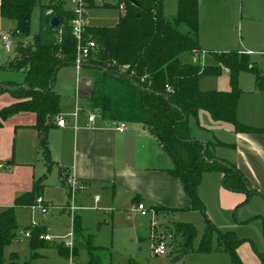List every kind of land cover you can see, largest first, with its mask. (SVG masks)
I'll use <instances>...</instances> for the list:
<instances>
[{
    "label": "trees",
    "instance_id": "16d2710c",
    "mask_svg": "<svg viewBox=\"0 0 264 264\" xmlns=\"http://www.w3.org/2000/svg\"><path fill=\"white\" fill-rule=\"evenodd\" d=\"M36 1L0 0V18L14 23L15 29L11 31L14 39L28 36ZM134 1L135 5H132L126 0L113 26H86L84 29L85 40L95 44L82 63L87 66L82 69L93 72L90 76L92 89L85 99L86 110L96 113L101 120L140 124L146 128L171 160L172 168L166 170L167 174L181 181L191 208L201 212L206 222L198 251L207 253L210 250L211 234L215 232L217 247L228 253L230 264H241L236 250L245 240L237 238L233 232L221 233L213 227L197 197V188L204 173H217L224 190L244 195L243 204L253 196L263 200L264 196L251 188L234 164L216 158L210 151L212 144L191 138L188 121L204 111L213 121L231 125L235 135L264 134V128L245 126L236 119L238 73H252L255 88L261 92H264V74L257 70L247 54L237 51L209 52L216 64L201 65L199 56L204 51L198 44V0H176V12L171 18L165 16L162 0ZM48 10L50 15H46ZM52 17L58 20L56 28L49 24ZM70 19L71 15L61 6L49 3L41 6L38 30L31 42L19 44L14 56L0 64V70L22 71L24 74L21 83L2 82L0 86L25 85V88L11 93L0 87V95L8 93L13 99L12 104L0 108V128L14 116L33 115L31 128L36 132L37 151L47 171L54 166L48 148V132L61 116L60 96L53 90L55 74L59 68L73 65L76 58V41L71 34ZM186 54H196L198 62H183L180 57ZM222 68L228 73L230 90L201 91L199 79L217 76ZM58 171L60 184L65 185L64 169ZM42 189L41 179L33 183L29 191L15 196L12 206L0 212V264H17L14 256L8 261L3 260L4 246L18 238L14 207L34 206L41 198ZM152 208L155 212L166 209L161 206ZM71 221V247H62V243L54 245L58 256L68 259L79 250H85V264H110V251L94 246L92 236L83 237L80 217L72 214ZM168 229L173 235L182 236L185 252L191 249L196 235L192 224L175 222ZM43 235L42 227L31 225L29 228L30 258L39 256L38 249L50 247L41 238ZM255 254L259 264H264V252L255 251ZM22 264L29 262L26 260Z\"/></svg>",
    "mask_w": 264,
    "mask_h": 264
},
{
    "label": "rangeland",
    "instance_id": "374dc122",
    "mask_svg": "<svg viewBox=\"0 0 264 264\" xmlns=\"http://www.w3.org/2000/svg\"><path fill=\"white\" fill-rule=\"evenodd\" d=\"M198 2L200 5L198 44L204 51L199 56L201 65L216 64L209 52L243 53L245 50H252L255 53L249 56V60L264 74V0H198ZM48 3L49 0L36 1L31 13L28 36L24 39L21 37L13 39L9 52L3 49L1 36H9V31L14 30L15 26L13 22L0 18V64H5L14 56L19 44L27 45L31 42L38 30L40 7L47 6ZM162 3L165 16L173 17L176 12V0H162ZM118 18L119 11L115 8H94L87 13L86 23L87 26L111 27ZM180 58L186 63L198 62V60L193 62L192 54ZM92 73L90 70L82 68L78 70L70 65L59 68L55 74L53 90L60 96V115L71 124L76 119L83 118L81 114H88L85 96L88 94ZM23 78L22 71L0 70V80L19 83ZM198 87L201 91H229L228 73L222 68L217 76H202ZM237 89L239 91L237 122L253 128H264V92L256 90L254 75L240 71ZM1 95L0 99H11L8 93ZM77 108L81 112L75 119L73 114ZM26 119V117L22 119L21 116L9 118L0 128V164L3 165V169H0V212L5 209L4 205L12 206L14 192L19 194L27 192L30 189H27V186H32L42 179L44 187L41 198L44 203L48 202L46 204L48 210L44 214L37 205L14 207L16 235L29 233L31 225H37L44 229V235L51 241L48 242L50 247L36 251L38 257L30 258V238L23 236L16 238L4 246V261L14 256L17 264H22L26 260L29 264H85L87 260L85 250H79L75 256L63 259L54 248L56 244H67L71 240L69 234L72 214L66 209L67 205H71L76 209L74 214L80 215L84 229L83 237L90 235L94 246L108 249L111 253L110 264H230L228 253L217 247L215 232L211 234L210 250L207 253L198 251L200 238L206 230V222L201 212L191 208L190 199L184 208L175 207L179 206L175 205L176 203L146 204V201H142L140 203L146 216L141 217L132 210L134 203L130 202V197H122L120 205L122 207L116 210L101 202H94V195L90 194L89 190H75L69 193L66 186L60 185L59 169L56 165L49 171L43 166L44 162L37 152L35 132L29 128H20L27 124L23 123ZM19 120H23L22 123ZM188 124L191 138L214 144L213 149L210 147L214 156H218L219 152L230 153L231 150L226 148L228 146L224 148L218 143L232 142L234 135L231 125L213 121L204 111H200L196 118L190 117ZM154 158L158 171L167 173L162 169L171 163L167 154L153 155ZM226 161L231 162L230 158ZM7 162L11 164L7 165ZM218 175L204 173L197 188V197L203 205L204 214L221 233L230 231L237 238L245 240L236 250L241 264H259L255 251L264 252V200L253 196L243 204L244 199L241 200L243 194L220 196L215 188L218 186ZM66 179L67 177H64V180ZM18 188L23 189L18 191ZM153 205L166 209L154 213L151 207ZM151 218L156 223L153 228ZM175 222L190 223L195 229L196 235L191 249L187 252L183 250L182 236L173 235L171 229L167 228ZM157 237L167 245L168 251L164 257L149 254L151 239Z\"/></svg>",
    "mask_w": 264,
    "mask_h": 264
},
{
    "label": "crops",
    "instance_id": "0c3cea01",
    "mask_svg": "<svg viewBox=\"0 0 264 264\" xmlns=\"http://www.w3.org/2000/svg\"><path fill=\"white\" fill-rule=\"evenodd\" d=\"M254 53L252 50L243 52L248 56ZM2 82L10 81L0 80V83ZM12 103V98L0 99L2 107ZM18 116H21L22 119L23 117L27 118L23 122L27 124H24V127L21 125L20 128H29L35 132L31 128L34 124L33 115L21 114L14 117ZM81 116L83 118L76 119V117L72 124L66 120L65 127L55 126L48 132L50 158L54 166L64 169L62 177H70L75 182L82 184L85 187L84 190H89L90 194L94 195V202H101L111 209H121V199L124 196L130 197V202L134 205H136L135 202L141 204L140 202L146 201V204L173 205L176 203L175 205L179 206L175 207L184 208L189 204V198L183 192L181 181L170 177L165 171H158L157 161L156 158L153 159V155L160 156L164 152L156 138L146 128L140 124L125 123L128 125L124 124V131L118 132L115 122L96 118L92 123H88L86 115L81 114ZM22 121L19 120L20 123ZM233 135L232 142H223L232 144V146L219 145L229 148L230 153L219 152L220 154L218 153V156L215 157L224 160L230 158L231 163L245 176L251 188L264 196V134ZM35 137L37 143L36 132ZM213 146L214 144L210 147L213 149ZM3 157L8 159L6 156ZM10 164L7 162V165ZM171 167L172 163L162 169L167 170ZM220 177L218 175V183L215 180V183L218 184L215 187L216 193L220 196H237L238 194L228 192L221 187ZM29 188H31L30 185L27 186V189ZM22 189L18 188V191H22ZM13 194L15 197L19 193L14 192ZM256 197L260 199V197ZM243 199L242 195L241 200ZM46 204L48 202L44 203V205ZM125 211L127 210L125 209ZM77 215L80 217L79 214Z\"/></svg>",
    "mask_w": 264,
    "mask_h": 264
},
{
    "label": "built area",
    "instance_id": "2783aa9c",
    "mask_svg": "<svg viewBox=\"0 0 264 264\" xmlns=\"http://www.w3.org/2000/svg\"><path fill=\"white\" fill-rule=\"evenodd\" d=\"M126 0H49V4L61 6L64 10H66L70 15V28H71V34L73 38L76 41V58L74 61V66L79 70L80 65H82L83 61L86 59V57L89 55L90 51L94 50L95 44L91 40H85V37L83 35L84 29L87 26L86 23V16L87 13L94 8H115L117 11L122 10L124 3ZM51 11L48 10L46 12V15H50ZM13 36L12 32L9 31V36L2 35L1 41L3 45V49L7 52L10 51L11 46L13 44ZM193 62H196V54L193 56ZM226 71V70H225ZM227 72V71H226ZM81 112L78 108L75 109V113L73 114V117L76 118L78 114ZM86 119L88 123H92L96 118H99V116L96 113H91L87 111ZM56 126L59 128H63L66 126V119L63 116H59L56 119ZM125 128V125L123 123H119L116 125V130L118 132H123ZM0 169H3V165L0 164ZM65 186L68 188L69 193H72L73 191H82L84 190V186L80 183L75 182L72 178L67 177L65 180ZM35 205L40 207V210L42 213H46L48 208L46 205H44L41 198H38L35 201ZM66 209L71 211V214H74V211L76 210L73 206L67 205ZM134 212H137L139 216L145 217L146 213L144 211V208L141 204H136L133 206L132 209ZM155 213V211L153 210ZM151 222V228H153L156 223L152 221V218L150 220ZM70 235V234H69ZM29 237V233L26 232L24 234H18L19 237ZM41 238L46 241L50 242V238L46 235L41 236ZM71 239V237H70ZM152 243L150 245V256H158V257H164L167 255V245L166 243L157 238L151 239ZM66 247H71V240L67 244H63Z\"/></svg>",
    "mask_w": 264,
    "mask_h": 264
},
{
    "label": "water",
    "instance_id": "95a60500",
    "mask_svg": "<svg viewBox=\"0 0 264 264\" xmlns=\"http://www.w3.org/2000/svg\"><path fill=\"white\" fill-rule=\"evenodd\" d=\"M129 3H131L132 5H135V1L134 0H127ZM49 24H50V26L52 27V28H56L57 26H58V20H57V18H55V17H52L51 19H50V22H49ZM72 66H74V64L72 65ZM80 68H85V67H87L86 65H80L79 66ZM91 69H95L96 67H94V66H89ZM100 69V68H99ZM101 70V69H100ZM1 87V89H3V90H5L6 92H8V93H11V92H14L15 90H18V89H20V88H25V85L24 84H22V85H20V86H5V85H1L0 86ZM79 88H80V86H79ZM91 89H92V82H91V80H90V91H91ZM90 91L88 92V94L90 93ZM88 94L85 96V98L88 96Z\"/></svg>",
    "mask_w": 264,
    "mask_h": 264
}]
</instances>
